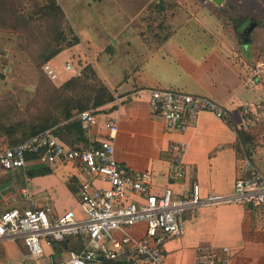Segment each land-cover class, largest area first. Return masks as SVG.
<instances>
[{"label": "crops", "instance_id": "obj_1", "mask_svg": "<svg viewBox=\"0 0 264 264\" xmlns=\"http://www.w3.org/2000/svg\"><path fill=\"white\" fill-rule=\"evenodd\" d=\"M155 1L57 0L80 38L71 49L93 60L105 53L129 71L123 75L121 68L116 75L112 67L105 72L95 66L116 97L99 114L101 120H118L115 146L120 162L137 170H150L157 193L170 189L184 196L195 181L203 196L229 193L242 173L245 159L236 152V130L225 119L203 111L185 131H167L163 120L151 111L149 95L153 88L208 95L240 122L244 105L264 102V55L259 52L264 46L262 28L257 25L244 34L250 23L247 20L235 30L222 12L228 0L221 4L200 0L194 5L178 0L180 10L162 19L169 33L158 43L156 37L147 38L146 30L149 7ZM56 56L50 60L52 64ZM55 68L61 73L59 67ZM0 76L6 77L4 73ZM9 91L10 87L0 82V98L4 97L0 99V151L16 145L30 131L7 128V118L1 113ZM113 106L116 109L112 110ZM173 141L184 144L185 175L181 178L172 173L169 147ZM250 160L264 172L260 152L257 156L253 153ZM82 179L74 162L46 163L29 157L19 168L0 167V211L50 203L55 213L74 210L83 217L78 196ZM145 229L146 224L140 223L129 231L140 237ZM199 244L230 246V264H264V206L221 203L188 211L185 233L166 241L167 263L194 264ZM80 246L83 241L71 236L45 244L44 253L36 256L23 240L0 239V264H59L68 248Z\"/></svg>", "mask_w": 264, "mask_h": 264}, {"label": "built area", "instance_id": "obj_2", "mask_svg": "<svg viewBox=\"0 0 264 264\" xmlns=\"http://www.w3.org/2000/svg\"><path fill=\"white\" fill-rule=\"evenodd\" d=\"M3 59L0 52V74L6 71ZM43 70L52 80L59 78L60 73L50 61L44 63ZM65 70L80 72L78 64L71 60L65 64ZM149 106L163 120L167 131H185L203 111L225 119L233 129L250 128L264 121V102L244 105L241 121L236 122L230 110L218 100L178 88L151 89ZM77 117L89 135L87 144L72 146L51 130H41L0 151V167L19 168L30 155L46 163L74 162L83 174L78 196L85 216H78L74 210L55 213L50 203L0 211V239L23 240L31 254L39 256L44 253L45 244L79 237L83 246L78 250L68 249L59 264H103L104 259L168 264L166 241L185 233L188 211L221 203L264 206V172L247 157L229 193L203 196L196 181L184 196L170 189L157 193L150 170L131 168L117 158L115 140L119 124L116 118L101 120L100 114L92 109L82 110ZM169 151L174 166L172 173L181 178L185 175L184 144L173 141ZM140 223L146 224L145 232L135 237L129 230ZM231 259L232 250L228 245L199 244L194 264H230Z\"/></svg>", "mask_w": 264, "mask_h": 264}, {"label": "rangeland", "instance_id": "obj_3", "mask_svg": "<svg viewBox=\"0 0 264 264\" xmlns=\"http://www.w3.org/2000/svg\"><path fill=\"white\" fill-rule=\"evenodd\" d=\"M182 1L194 5L200 0ZM45 2L46 0H0V52L4 55L3 63L6 67L4 73L6 77L1 78L0 76V82L3 86H8L11 89L7 94L6 107L3 110L7 113V117L12 119L27 111L33 115L40 110L44 111L47 105L48 90L53 86H60L73 76L79 75L87 64H92L96 70V67H99L105 72L109 67H112L110 69L116 75L119 73L118 70L122 68L119 66L118 60H110L105 53L93 60L85 56L82 57V53L71 49L75 45L69 46L67 44L73 38L67 27V21L62 22L50 14L41 13L39 10ZM167 4L168 9L164 13H157L154 10H150L151 13H148L149 20L147 22L149 24L146 29L148 39H155L154 33L158 34L160 38H164L169 33V28L165 26L162 28L160 25L164 23V19L179 9L178 0H167ZM225 8L226 10H222V12L226 13L225 20L232 27L233 18L245 16L248 18V22L256 19L259 24L256 23L255 26L258 25L262 28L261 40H263L264 0H228ZM58 25L62 26L58 29ZM54 26H57V29ZM61 28L66 36V40L62 42L64 49L57 54L55 63H53L55 67H59L61 73L57 80H52L43 71L40 56L46 47L55 45L58 30ZM84 46L85 44L81 45L80 48H84ZM259 52L260 55H264V46L260 47ZM69 60L78 64L79 73L65 70V64ZM128 72L125 67L122 68L123 75ZM0 99L4 100V97ZM103 108L104 106L101 107V109ZM259 123H264V121ZM255 134H257V138L253 145V153L257 156L260 152L264 157V125H261Z\"/></svg>", "mask_w": 264, "mask_h": 264}, {"label": "trees", "instance_id": "obj_4", "mask_svg": "<svg viewBox=\"0 0 264 264\" xmlns=\"http://www.w3.org/2000/svg\"><path fill=\"white\" fill-rule=\"evenodd\" d=\"M167 5V0H157L149 7V9L157 11V13H164L168 9ZM39 11L44 14H50L62 22L64 20L67 21L66 24L69 32L73 35L72 41L67 44L70 46L80 43L79 36L70 24L67 16H65V11L57 0H46ZM247 19L248 18L245 16L233 18L234 29L238 30L241 25L247 21ZM255 21L259 24L256 19ZM61 26L58 25V29ZM160 26L163 28L164 23ZM54 28L57 29V26H54ZM62 28L58 30L56 38L57 42H54L55 45L46 47V50H44L43 54L40 56L42 59V68L44 63L50 61L64 49L62 42L66 40V36L64 31H62ZM154 37H156L158 43L162 42L158 34L154 33ZM47 96V105L45 106L44 111L40 110L41 112L39 111L37 114L33 115L31 112L27 111L20 115L18 114L14 119H12L9 116L7 117L5 110L2 111L1 114L5 115L7 118L6 125L8 129L29 128L30 130L29 133H26L21 140H18L16 145L23 142L30 135L41 130H51L62 141L72 146H75L76 143L80 142L87 144L88 138L86 136V131L77 115L85 109H92L96 113L102 112L103 109H101V107L113 102L116 98L114 93L105 84L92 64L85 65L79 75L69 78L60 86H53L50 90H48ZM111 109H116V106H113ZM261 125H264V123H258L246 129L242 127L235 129L238 136L236 152L239 158H252L253 145L257 138L255 131H257ZM29 157L33 158L34 156L30 155ZM81 247L82 246L79 248L71 247L68 249L78 250ZM103 264L131 263L104 259Z\"/></svg>", "mask_w": 264, "mask_h": 264}, {"label": "water", "instance_id": "obj_5", "mask_svg": "<svg viewBox=\"0 0 264 264\" xmlns=\"http://www.w3.org/2000/svg\"><path fill=\"white\" fill-rule=\"evenodd\" d=\"M213 1L216 2L217 4H221L224 0H213ZM255 25H256L255 20L250 21V23L245 26L246 28L244 30V34L247 35L251 31V29L255 27Z\"/></svg>", "mask_w": 264, "mask_h": 264}]
</instances>
